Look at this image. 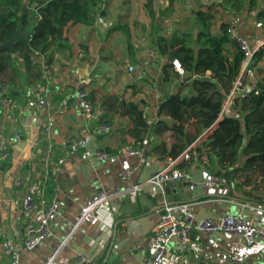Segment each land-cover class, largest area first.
Segmentation results:
<instances>
[{
    "label": "crops",
    "instance_id": "crops-1",
    "mask_svg": "<svg viewBox=\"0 0 264 264\" xmlns=\"http://www.w3.org/2000/svg\"><path fill=\"white\" fill-rule=\"evenodd\" d=\"M103 2L104 15L93 25L66 27L65 36L70 50H66L65 56L56 53L50 60L48 55H36L34 58L39 69L29 72L19 58L13 68H8L0 76V83H6L17 101L11 110L16 122L7 119V108L0 106V136L15 138L11 145V162L0 164V239L22 244L25 220L16 200L27 194H34L39 199L42 192L50 196L55 187L59 189L60 209L51 224L52 236L35 251L22 250L20 264H43L50 257H55L56 264L68 263L77 253L88 257L90 262L87 264H145L148 241L164 209V201L170 205L188 203L199 217H213L223 209L251 215V207L264 208V173L261 170L238 172L228 187L209 191L199 183L211 170H216H210L207 163L203 167L198 153L191 161H182L187 149L207 129L178 157L167 156L176 143V137L172 131L165 130L164 123L170 126L172 120L160 114V106L164 94L179 90L183 77L173 67L167 70L168 80L164 81V66L170 64L166 58L161 72L150 64L146 50L148 47L156 48L157 36L145 38L141 33L157 23L142 19L143 7L139 6L142 0H124L123 4L120 0ZM174 9L169 8L170 21L161 25L160 33L192 32L189 23L182 25V19L174 17ZM261 9H264V0H258L255 9L245 18H238L242 33L252 43H258L259 49L264 46V29H256L255 22ZM186 18L191 19L189 15ZM235 18L220 13L213 32L220 33V19L230 22ZM130 66L134 67L133 72L129 71ZM210 74L207 72L208 76ZM263 76L261 73L257 77ZM84 89L96 104V119L92 121L84 119L78 109L77 94ZM35 92L47 95L50 109L36 111L26 107L27 100ZM112 95L122 96L127 102L138 105L141 113L146 112L144 119L150 127L148 133L136 137L133 133L135 123L128 115L114 114L103 106L104 99ZM235 105H229L225 110L227 116L220 114L215 124L223 116L234 115ZM50 119H53L54 127L51 134H47L45 128ZM103 124L111 125V132H101L99 127ZM188 133L194 136L196 129L189 127ZM79 139L88 140L89 150L115 154H120L128 144L141 141L144 153L138 158L122 157L114 164L76 155L59 168L57 181H52L48 160L58 157V142ZM162 144L167 147L166 153L159 149ZM169 160H178V166L191 170L194 181L198 183L195 190H191L184 181L167 183L164 190L143 186L115 200L110 208L98 212L95 218L78 225L80 208L93 195L119 186L141 185L166 168ZM125 166L138 167L128 183H122L118 178V171ZM254 168L258 169L257 166ZM18 178L25 181V186L20 189L14 187ZM176 246L177 241L173 240L166 264H224L220 258L223 253L243 257L242 264H264L262 242L247 249L242 238L223 233L203 235L199 242L192 240L183 252L175 251ZM0 264H9V258L1 249Z\"/></svg>",
    "mask_w": 264,
    "mask_h": 264
},
{
    "label": "trees",
    "instance_id": "trees-1",
    "mask_svg": "<svg viewBox=\"0 0 264 264\" xmlns=\"http://www.w3.org/2000/svg\"><path fill=\"white\" fill-rule=\"evenodd\" d=\"M176 1L171 0L170 9ZM257 2L196 0L198 8L193 14L197 37H194V30L176 31L169 35L158 34L155 42L156 48L170 61L164 66V81L168 80L167 70L173 68L171 62L174 59L185 71L179 90L164 94L160 106V114L172 120L170 126L164 123L165 130L172 131L176 137L167 156L178 157L203 130L215 125L203 143L205 151L199 148L196 152L200 159L205 152L207 166L210 164V170H216L211 172L226 176L229 181L238 172L261 170L264 173V76L252 81L248 94L235 99L234 115L215 124L230 88L240 74L244 55L226 33L228 21L221 22L219 34L214 33L213 28L220 13L242 20L255 9ZM152 3L153 0H147L146 6L154 22L156 13ZM103 4V0H0V45L8 42L19 26L22 32H31L29 39L15 46V55L8 50L0 53V76L8 68H13L19 58L29 72L39 69L34 58L36 55H48L50 60L56 53L65 56L66 50H70L66 27L93 25L104 15ZM262 17L264 9L258 12L256 19ZM254 59L256 64L264 61V46L255 53ZM207 72L211 74L208 76ZM0 84L6 85L5 82ZM103 106L114 114L128 115L135 123L133 133L136 137L149 132L150 127L135 103L112 95L104 99ZM189 127L196 129L194 136L188 133ZM159 149L166 153L167 147L162 144Z\"/></svg>",
    "mask_w": 264,
    "mask_h": 264
},
{
    "label": "built area",
    "instance_id": "built-area-1",
    "mask_svg": "<svg viewBox=\"0 0 264 264\" xmlns=\"http://www.w3.org/2000/svg\"><path fill=\"white\" fill-rule=\"evenodd\" d=\"M239 19L231 20L227 26L226 33L243 53L241 71L235 82L231 86L220 114L223 115L228 106L235 105V99L248 94L252 88V81L256 79L255 53L259 50V44L252 43L243 33L239 25ZM256 29H264V17L255 22ZM147 55L149 62L161 72V67L166 63L165 57L155 47H148ZM172 66L185 76V71L181 63L174 59ZM129 71L133 72L134 67L130 66ZM17 104V101L11 96L8 86L0 84V106L7 108V119L17 121L14 113L11 111ZM77 105L81 116L92 121L96 119V104L90 96V93L84 89L77 94ZM28 109L41 111L51 108V102L46 94L35 92L27 100ZM227 116V113H225ZM226 116H223L226 117ZM143 117L146 112L143 111ZM54 127L53 119H50L46 125V133L51 134ZM215 125L208 128L200 136L194 145L187 149L182 161L189 162L196 155L197 150L201 148L205 151L203 143L208 138ZM101 132H111L112 126L103 124L99 127ZM15 141L14 137L0 136V164L11 162V145ZM59 155L55 159L48 160L50 164V178L56 182L59 168L71 157L76 155L88 156L97 162L116 163L120 158L141 157L144 153V144L141 141H134L123 148L120 154L108 153L102 150H89L88 140L79 139L77 141L61 140L57 144ZM203 167L208 162L207 154L201 157ZM178 160H169L166 168L152 176L145 183L131 187H116L111 191L101 190L86 202H84L79 211L78 225L90 218H95L98 212L110 208L112 203L122 196L138 191L143 186H156L164 190L167 183L174 181H184L188 183L191 190H195L198 183L194 181L192 172L187 167L178 166ZM52 165V166H51ZM138 170L137 166L122 167L118 171V178L122 183H128L130 178ZM230 181L226 176L210 172L206 178L200 181L202 188L209 191L222 190L228 187ZM25 186V181L18 178L14 187L20 189ZM59 189L55 187L50 196L41 193L39 199L34 194H27L15 203L21 207L22 216L25 220L24 238L22 244H14L10 241L0 239V249L9 258V264H20L21 251H35L38 247L52 236L51 224L56 220L60 202L58 197ZM251 215L243 213H233L223 209L213 217H199L194 211L192 205L188 203L179 205H170L164 201V209L159 215L158 222L152 230V234L147 245V255L145 264H166L169 245L173 240L177 241L175 251L183 252L192 240L199 242L203 235H215L219 233L227 234L232 237H240L244 246L254 247L258 242L264 245V208L251 207ZM264 260V252H263ZM221 261L224 264H242L244 258L236 254H221ZM90 262L88 257L82 253H77L74 259L68 263L60 264H87ZM43 264H56L55 257L48 258Z\"/></svg>",
    "mask_w": 264,
    "mask_h": 264
},
{
    "label": "rangeland",
    "instance_id": "rangeland-1",
    "mask_svg": "<svg viewBox=\"0 0 264 264\" xmlns=\"http://www.w3.org/2000/svg\"><path fill=\"white\" fill-rule=\"evenodd\" d=\"M120 1L123 4L124 0H120ZM170 2L171 0H153V3H152L153 10L155 11L156 14L158 13V16H156L157 18L154 19V22L157 24L152 26L150 30L146 28V30H144L143 33H141L142 37L147 38L152 35H156L158 37L157 34L160 33L161 25H163L166 21L167 22L170 21V11H168L170 8ZM146 4H147V0H142V2H139V6L143 7L142 12H141L142 19L148 21L149 23V20L151 21V18L149 17V11H148ZM173 8H176L173 10V15L175 14L174 17L176 19H182V25H186L185 23H189L190 29H191L190 31H193L195 29V18L193 14L191 13V11L196 10L198 8L196 4V0H177L176 2L173 3ZM186 15L190 16L191 21L188 20V18H186ZM224 20L225 19H220L219 23ZM161 33H164V32H161ZM149 44H151V42H149ZM263 70H264V61H261L256 64V80L259 79V77L257 76L260 75V72H262Z\"/></svg>",
    "mask_w": 264,
    "mask_h": 264
},
{
    "label": "water",
    "instance_id": "water-1",
    "mask_svg": "<svg viewBox=\"0 0 264 264\" xmlns=\"http://www.w3.org/2000/svg\"><path fill=\"white\" fill-rule=\"evenodd\" d=\"M197 34H198V30L196 29L194 31V37H197ZM30 36H31L30 31L22 32L21 27L19 26L17 31L15 32V34L12 36L11 39L8 42L0 45V53L3 52L4 50H8L14 54L15 53V46L20 42L26 41L27 39L30 38ZM196 51H198V47H196ZM112 247L110 248L109 253L107 254V258H109V256H110V252L112 250Z\"/></svg>",
    "mask_w": 264,
    "mask_h": 264
}]
</instances>
